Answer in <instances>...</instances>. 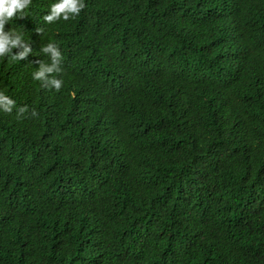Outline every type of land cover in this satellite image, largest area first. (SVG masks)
Instances as JSON below:
<instances>
[{
    "label": "trees",
    "instance_id": "1",
    "mask_svg": "<svg viewBox=\"0 0 264 264\" xmlns=\"http://www.w3.org/2000/svg\"><path fill=\"white\" fill-rule=\"evenodd\" d=\"M54 2L5 25L0 264H264V0Z\"/></svg>",
    "mask_w": 264,
    "mask_h": 264
},
{
    "label": "clouds",
    "instance_id": "2",
    "mask_svg": "<svg viewBox=\"0 0 264 264\" xmlns=\"http://www.w3.org/2000/svg\"><path fill=\"white\" fill-rule=\"evenodd\" d=\"M31 3L32 0H0V57L10 56L13 61L22 60L32 51L29 44L25 43L21 33L11 27L5 30V25H9L14 17L18 19L23 18L25 10L29 8ZM84 7L85 0H56V2L50 5V11L44 15L43 19L49 24L60 19L67 21L78 15ZM13 48L21 50L13 53ZM42 52L48 55L51 63L45 64L40 62L38 70L32 73V78L59 91L63 81L50 74L62 71L61 52L51 42L42 47ZM13 105L14 101L3 92H0V110L10 113ZM21 111L23 110L21 109Z\"/></svg>",
    "mask_w": 264,
    "mask_h": 264
},
{
    "label": "bare ground",
    "instance_id": "3",
    "mask_svg": "<svg viewBox=\"0 0 264 264\" xmlns=\"http://www.w3.org/2000/svg\"><path fill=\"white\" fill-rule=\"evenodd\" d=\"M242 20V19H241ZM164 41V40H163Z\"/></svg>",
    "mask_w": 264,
    "mask_h": 264
}]
</instances>
